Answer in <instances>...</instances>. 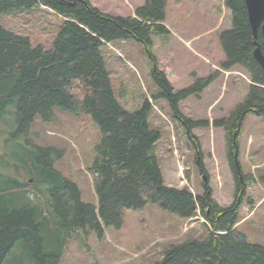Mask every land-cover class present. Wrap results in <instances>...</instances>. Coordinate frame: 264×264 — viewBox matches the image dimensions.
<instances>
[{"label": "trees", "instance_id": "1", "mask_svg": "<svg viewBox=\"0 0 264 264\" xmlns=\"http://www.w3.org/2000/svg\"><path fill=\"white\" fill-rule=\"evenodd\" d=\"M166 2L144 0L133 17H122L104 14L88 0H0V16L40 5L64 19L50 50L33 47L27 37L0 26V264H60L78 230L102 238L104 228L122 226L125 210L150 204L182 221L202 218L208 230L203 240L166 247L154 264H264V246L248 242L236 228L247 183L238 163L237 139L246 115L264 120V70L252 55L254 40L244 0H224L231 28L219 36L224 55L220 68L240 69L250 85L227 116L212 122L223 131L234 181L229 206L218 205L208 183L202 184V195L164 185L156 153L160 132L148 122L151 103L146 99L140 110L130 113L115 98L100 48L132 40L151 60L150 76L160 91L153 102L169 105L196 150L199 171L206 173L199 141L191 131L208 124L185 117L179 104L198 97L218 74L194 78L189 87L174 91L152 56V38L170 35L164 24ZM256 41L264 54L259 32ZM57 112L80 122L89 116L101 134L89 169L96 205L83 203L78 186L55 168L63 151L31 138L35 118L53 124Z\"/></svg>", "mask_w": 264, "mask_h": 264}, {"label": "rangeland", "instance_id": "2", "mask_svg": "<svg viewBox=\"0 0 264 264\" xmlns=\"http://www.w3.org/2000/svg\"><path fill=\"white\" fill-rule=\"evenodd\" d=\"M89 1L104 14L124 17L133 15L135 8L144 2ZM165 13V25L171 35L152 38V56L157 67L172 79L170 85L174 91L189 87L194 78H206L217 72L218 75L200 97L190 96L179 104L185 117L208 124L191 131L199 141L205 174L199 171L195 163L196 150L184 127L173 118L169 105L162 100L155 103L160 111L153 107L148 122L160 132L156 153L161 174L169 187L181 188L180 181L186 180L185 186L191 187L194 195H202L205 175L214 200L221 207H227L234 200V181L225 157L223 131L211 124L227 116L243 100L249 87L247 76L240 69L234 68L227 74L219 67L224 58L219 36L231 28V14L224 0H206L205 3L202 0H167ZM63 23L61 16L40 5L29 12L0 16L1 27L27 37L33 47L42 46L48 50ZM100 50L115 98L122 109L134 113L142 108L146 99L152 102L153 96L160 95L150 76L151 60L140 44L132 40L116 41L103 45ZM129 64L138 74L128 69ZM120 87L129 91L120 90ZM56 116L53 124L41 123L35 118L31 138L38 145L63 151L55 168L78 186L83 203L96 205L87 171L93 164L94 146L99 143L101 134L89 116L83 117L81 122L69 113L57 112ZM237 143L238 163L247 176V183L236 227L248 242L264 246V120L253 114L246 115ZM202 223L194 219L184 232L178 216L155 205H146L142 210H125L122 226L104 228L102 238L95 233L85 236L79 230L74 233L60 264H154L161 259L166 247L190 239H205L208 230Z\"/></svg>", "mask_w": 264, "mask_h": 264}, {"label": "water", "instance_id": "3", "mask_svg": "<svg viewBox=\"0 0 264 264\" xmlns=\"http://www.w3.org/2000/svg\"><path fill=\"white\" fill-rule=\"evenodd\" d=\"M248 22L254 40L253 58L264 70V54L261 45L256 41L258 32L261 34L262 45L264 47V0H244Z\"/></svg>", "mask_w": 264, "mask_h": 264}, {"label": "crops", "instance_id": "4", "mask_svg": "<svg viewBox=\"0 0 264 264\" xmlns=\"http://www.w3.org/2000/svg\"><path fill=\"white\" fill-rule=\"evenodd\" d=\"M201 61H204V59H201ZM203 63H204V62H203ZM212 65H213V64H212ZM166 75H167V78H168L169 82H170V83H172V79H171V78H169V76H168V74H167V73H166ZM170 79H171V80H170ZM202 93H203V92H202ZM202 93H201V94H202ZM201 94L199 95V97L201 96Z\"/></svg>", "mask_w": 264, "mask_h": 264}]
</instances>
